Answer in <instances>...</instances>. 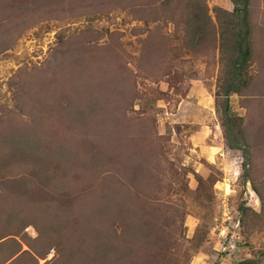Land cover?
I'll use <instances>...</instances> for the list:
<instances>
[{
  "label": "rangeland",
  "instance_id": "1",
  "mask_svg": "<svg viewBox=\"0 0 264 264\" xmlns=\"http://www.w3.org/2000/svg\"><path fill=\"white\" fill-rule=\"evenodd\" d=\"M218 7L233 4L0 0V264H264V0L251 83L229 98L248 155L221 125ZM54 136L80 159L49 155ZM223 198L238 251L211 231Z\"/></svg>",
  "mask_w": 264,
  "mask_h": 264
},
{
  "label": "trees",
  "instance_id": "2",
  "mask_svg": "<svg viewBox=\"0 0 264 264\" xmlns=\"http://www.w3.org/2000/svg\"><path fill=\"white\" fill-rule=\"evenodd\" d=\"M233 4L232 10H226L221 7L215 9V15L219 22V52L222 65L224 66V77L218 80L217 84V97H221V109L220 113L222 115V127L225 131V139L229 148L231 149H242L247 154L249 152L248 149V140L246 138L244 129H243V119L240 116H237L232 113L231 106L229 102V98L233 93H240L245 88H247L250 83L252 76L249 73L250 62L252 59V48L250 42L251 35V26H250V0H230ZM197 18V17H196ZM194 20H191V23ZM186 25H190V23H185ZM184 24V25H185ZM72 107L68 102L66 107ZM74 110V107H73ZM75 112V111H72ZM75 118H78L77 113L72 114ZM71 117V115H70ZM72 119V118H71ZM33 132V131H31ZM103 141H106V138H110L114 133L113 129L108 130ZM32 143H36L37 132L33 133ZM26 134L18 135V141L24 142L28 145ZM56 136L50 139L51 145L53 147L50 148L51 153L49 155H55L57 157L68 158L69 161H72L75 157L80 159V152L76 149H72L70 146H66V141L59 140ZM84 142L87 143V140L82 138ZM102 140V139H100ZM94 145V144H93ZM95 144L94 146H96ZM30 147V146H29ZM76 159V160H77ZM76 162V161H75ZM102 179L107 178L108 172L101 171ZM108 183V182H107ZM109 184L103 183L102 188V213L104 217H107V200L109 198L110 189ZM168 210H166V217L168 219H172L175 224L176 232L182 228L183 222L180 219V223L177 224V220L174 219V216L169 214ZM148 219V217L146 218ZM171 220V221H172ZM105 220H103L102 224ZM148 222L144 224L145 232L141 231L143 234V238L151 237L152 233L150 231V227L147 225ZM137 225V224H136ZM134 230H138L135 226ZM99 238L104 240L108 237L105 228H99L98 230ZM135 241L131 242V246L135 249L136 247ZM133 248L131 250H133ZM104 249V248H103ZM105 254V252H104ZM253 259H243L238 262V264H250L253 263Z\"/></svg>",
  "mask_w": 264,
  "mask_h": 264
},
{
  "label": "built area",
  "instance_id": "3",
  "mask_svg": "<svg viewBox=\"0 0 264 264\" xmlns=\"http://www.w3.org/2000/svg\"><path fill=\"white\" fill-rule=\"evenodd\" d=\"M215 221L216 224L211 231L216 235L221 250L224 252L238 251L239 242H242L240 216H234L232 206L226 198L221 200L219 214ZM248 258L243 257V259Z\"/></svg>",
  "mask_w": 264,
  "mask_h": 264
}]
</instances>
